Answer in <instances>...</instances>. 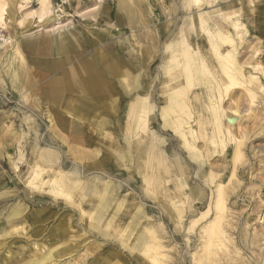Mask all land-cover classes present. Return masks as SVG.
<instances>
[{"label": "rangeland", "instance_id": "rangeland-1", "mask_svg": "<svg viewBox=\"0 0 264 264\" xmlns=\"http://www.w3.org/2000/svg\"><path fill=\"white\" fill-rule=\"evenodd\" d=\"M46 1L55 18V22L48 25L41 24L44 18L38 16L41 10L38 0H0L6 7L12 3L14 10L12 16L4 15L0 22V264H264V74L253 69L247 73L244 84L247 90L254 91L253 98L243 85L236 86L232 95L227 92L226 98L224 96L220 109L227 114L222 113V125L229 126L234 139L227 141L224 148L214 149L210 144L215 151L206 158L202 170L197 169V162L180 147L177 134L163 126L157 108L159 100L174 85L163 69L167 63V58L163 57L167 55L165 44L169 37H185L186 34L190 42L201 37L206 39L205 26L200 27L203 31L195 28L198 33L194 32L192 19L203 14L213 29L217 17L224 15L217 20L220 22L234 20L232 15L227 18V8L233 4L240 7L244 0H222L211 6L190 8H184L182 0H136L143 23L133 28L120 17L124 10L121 0ZM254 1L253 12L245 11L237 25L230 26L233 31L237 29L235 32L246 30L243 37L234 36L242 40L237 54L238 62L245 67L257 61L256 50L260 40L264 41V0ZM195 24L201 26L199 21ZM54 31L68 37L61 42L63 50L58 56L48 54L52 46L47 49L42 41ZM143 31H148L155 46L163 52L148 56V65L136 69L142 42L135 41L133 34ZM34 38L35 48L32 47L36 42ZM206 40L210 44L209 39ZM38 45L41 49H37ZM99 55L122 56L117 62L122 72L106 78L105 86L112 89H105L97 96L77 88L57 91L59 94L55 95L52 87L58 83L60 73L85 63L95 74L102 69L93 64ZM48 57L60 58L61 63L49 66ZM259 57L264 67V47ZM180 78L182 87L186 83L182 76ZM82 84L85 86L87 82ZM188 88L192 101H195L194 95L199 97L194 106L195 117L198 114L210 116L203 81L198 80L195 86ZM139 92L147 95L155 107L149 124L152 129L141 136L161 147L170 157L181 159L188 174L179 192L184 198L187 193L196 195L191 209H185V204L179 202L178 205L167 202L162 207L159 195L144 194L141 177L136 174L127 148L128 142H136L140 134L120 129L125 102ZM79 95H86L90 100L84 106L85 116H97H90V122L67 114L81 108L79 102L73 101L81 100ZM233 116L235 121L231 126L225 121ZM60 118L66 122H61ZM84 121L89 128L85 136L71 127ZM191 122L196 127V123ZM102 127L106 131H100ZM90 134L97 138L96 142L89 141ZM104 136L112 138L113 142ZM197 142L201 157H205L204 140L198 138ZM236 143L240 156L234 162ZM49 151L50 158L45 157L43 154ZM37 165L42 168L44 180L53 173H67L76 178L74 168L80 169L78 179L83 183L89 180L103 188L106 180L112 186L109 196L113 200L103 210L95 195L93 204L87 201L92 199L91 193L76 198V191L58 195L53 189L56 185L31 184V171ZM206 171L211 176L216 175L214 180L224 177L226 184L222 223L215 229L209 228L215 218V198L211 196L215 184L206 185L201 176ZM97 176L101 180L96 179ZM167 186L173 188L172 183ZM124 199L127 202L115 204ZM175 206L184 209L180 217ZM125 207H131L130 214L125 212ZM207 209L209 211L205 212ZM118 220L122 229L115 231ZM125 223L129 229H125ZM145 227L159 235L160 251L152 248L145 251L135 245Z\"/></svg>", "mask_w": 264, "mask_h": 264}, {"label": "bare ground", "instance_id": "bare-ground-1", "mask_svg": "<svg viewBox=\"0 0 264 264\" xmlns=\"http://www.w3.org/2000/svg\"><path fill=\"white\" fill-rule=\"evenodd\" d=\"M38 1L41 4V10L39 11L40 15L38 16H40L39 18H42V19L44 18V21H42L41 24L42 25L51 24V22H53L55 18L53 15H51V10L47 7V4L45 3L47 1L46 0H38ZM219 1L221 0H182V6L184 8H190L193 5H195L196 7H204L206 5L211 6L213 5V3H218ZM119 2L122 5L121 8L124 9L120 17L123 18L124 21L131 28L135 27V25L137 24L143 23L141 14L139 10L137 9L138 7L136 8L135 6L136 0H121ZM253 2L254 0H247L246 3H242V6L240 5V7L236 4L228 7L227 11L229 12L227 13V18H230V16L232 15V16H235L234 20L233 19L230 21L224 20V22H220L217 20H219L220 17L223 18L224 15L220 16L219 19L217 17V20L215 21V23L211 21L214 25L213 29L211 28L212 24H210L211 26H209V23L207 22V17H205L203 14L196 15V17L192 19L194 29L195 28L200 29V27L205 26V33L207 36L206 39H209V42H210V44L208 43L209 45L207 44L208 40H206L204 37L203 38L201 37V39L196 38L190 42L189 37L186 34H185V37L183 35L181 36L176 35L171 38L169 37L168 42L165 44V50L167 52V55L166 57H163V58H167V63H165L163 69L165 73L169 74L168 79L169 81H173L174 85H171V86L167 85V86H170L171 89L170 91L167 89L168 91H167L166 96L165 97L163 96L159 100L160 103H159V106H157V108L159 107L158 114L161 118L163 126L170 127L172 131L175 134H177V136L179 137V140L181 141V145H182L180 147H182L187 152L190 158L194 159L197 162L196 167L198 170H202L204 168L205 163L207 162L206 158H208L209 155H211L215 151V150H211V148L209 147L210 144L214 145L213 146L214 149H217L219 146L224 148L227 146V141H230V139L233 138L230 133L229 126H226L225 124H224L225 126L222 125V122H223L222 117H223V114L226 112L223 113V111L220 109V104L222 103V100L224 96L226 95V93L229 92L232 95L237 90L236 86L243 85L246 91H248L247 93H249L250 96L253 98L255 94L253 93L254 91L253 92L250 91L249 88L247 90L246 88L247 85L244 84L246 83L245 80L247 77V73L248 71L253 69V70H258L256 72L260 71L261 75L264 74V67L262 66V63L259 59L260 53L264 47V41L260 40L259 48L256 50L257 61L256 60L255 62L248 61L249 63L248 65L246 64L247 67H245L244 64L238 62V54H237L238 48L242 47L241 45H243L242 40L241 39H240L241 41L238 40L239 38L234 39L235 38L234 36L237 34L243 37L246 33V30H240V31L235 32L237 29L234 31L230 29V26L235 27L237 25V21L244 17L245 11L254 10V7L251 6ZM45 4H46V7L44 6ZM11 5L13 4L10 3L9 7H6L5 3L0 2V22L4 18V15L12 16L14 10H13V7H11ZM220 15H222V12ZM118 21L120 20L118 19ZM198 21L201 22V26L200 25L198 26L197 24H195V23H198ZM27 24L30 25V22H28ZM202 28L200 30L203 31ZM194 32L198 33V30L195 29ZM52 33L53 35H55L52 39L53 42L55 43V46L54 44H52L55 50L57 43H58V37H61L62 33H59V31L57 32L54 31ZM189 36H192V35L189 34ZM133 37L135 41L142 42V44L140 45L138 49L139 52L138 53L136 52L138 54V57H137L138 65L137 64L135 65L136 69L141 68V67L143 68L144 66L146 67L148 65V61H147L148 56H155V53L163 52L162 50H158V47L155 46V43H154L155 40L152 37H149L148 31L146 32L143 31L142 34H138V35L133 34ZM120 59H122V56L116 57L115 61H119ZM252 59H250V61ZM101 61H102V64H101L102 69L99 72H101L102 70H106L109 73L113 71V69L116 68L115 61L114 63H112V59L109 60L107 57H105V58H102ZM76 69L77 67L73 69L72 71H76ZM181 76L183 77L186 83L182 87H180V83H179V78ZM81 79H82V76L79 75L78 73L75 74L74 78H71L74 84L79 83ZM198 80L199 82L203 81V84L206 86L208 99H209V102L208 101H207L208 103L206 102L207 104L206 106H207V109H210V114H211L210 116L208 115V117H206L205 115L200 116L199 114L195 117L194 115L195 113L194 106L196 105V101H198L199 97L194 95L192 98H195V101H192L191 93H189L190 91L188 87L195 86ZM95 81H97L96 85L92 86ZM91 82H92L91 86L88 87V85L87 86L81 85L79 88L89 91V94L90 95L93 94L94 96L99 94L101 91H105V89L109 90V88L105 86L106 82L104 81L102 83L101 73L96 75V77L92 79ZM247 83H250V82H247ZM253 88L254 87H252V89ZM54 90H56L55 95H57L60 92H62L64 88L60 86ZM57 91H59V93ZM154 108H155L154 105L148 100V96L141 92L131 97L126 102V105L123 109V117L121 119L120 129L121 131H124V132L129 131V132H135L138 135L140 134V136L135 139L136 142L133 143V140H132L131 142L129 141L127 144V148L130 151L128 154L129 158L132 161L136 174H138L141 177V181L143 183L144 194L146 193V195H151V196H156V197H158L159 195V199H160L162 207H164V204H168L167 202L169 203L171 202L172 204L177 203V205L179 202L181 204L182 203L185 204L186 206L185 209H191V201L196 198V195H194L193 193H187L185 195L186 198H184V195L183 194L180 195V192H179V189L182 186H184L183 180L186 178V175L188 174L186 173L185 166L181 162V159H179V157L177 156L170 157L169 155L165 153L166 151L164 152V150L161 147L154 145L153 142L151 143L148 142L146 138L144 140L143 139L144 137L141 136V134H146L152 129L151 125L149 124L153 120V117H154L153 116L154 114H152ZM191 121L196 123V127L192 125ZM234 121L235 119L233 116V119H227V121L225 122H228V124L231 125L232 123H234ZM77 129H79V127H77ZM100 131L104 132L106 130L103 128V129H100ZM93 138L94 137L90 134L89 141L93 140L94 142H96L95 139L97 138H94V139ZM103 138L106 140H110L109 141L110 143L113 142L112 138H108L105 136ZM198 138H201L204 140V143H205L204 146L206 149L205 157L204 156L201 157L200 150L196 147V142ZM143 140L146 142H144ZM237 145L238 144L236 143V146L234 148V157H233L234 162H236L240 156V153H239L240 147L239 145L238 146ZM220 151L222 152V150ZM118 154L119 156H122L120 152H118ZM43 155L45 157L47 156L48 158H50L51 152L50 151L49 153L46 152ZM124 155H127V152L123 153V156ZM130 160H129V163H130ZM62 165L64 166V163H62ZM73 172L77 174L76 178L73 176H69L67 173L65 174L53 173L50 175L48 174L49 176L47 177L46 180H44L43 179L44 176L42 177L41 175L42 168L39 165H37L35 169L33 168L31 171V180L34 182L30 180L31 181L30 183L39 184V185H41V183L49 184V185L51 184L56 185L57 186L56 188H53V187L52 188L57 190L58 195L59 193L68 195L70 192L73 191L74 193V191H76L75 192L76 198H77V195L81 197V196H85L91 193L90 197L92 199L87 200V201L90 204H93V201L95 200L94 197L96 196L99 198V204L101 206V209L103 210L107 209L109 203L113 200L112 197L109 196V193L112 190V186H109V182H107L106 180L103 181V183L105 184L104 187L99 188V186L92 184L91 181L89 180H86L85 183H83L81 179H78V177L81 176V171L79 168H74ZM210 174L211 173H208V171H206L204 173H201V176L203 177L206 185L208 184L210 186L211 183L215 184V189L211 190V196L213 195V198H215V203L213 206L215 218L213 222L211 221L212 223L209 227V228L215 229V228H219V226H221L220 224L222 223L221 222L222 214H223L222 211L225 207L224 194L226 192V184L223 181L224 177L218 180H214L216 179L215 178L216 175L212 174L213 176H211ZM96 179L101 180V178L98 176ZM168 183H172L173 188H170L169 186H167ZM197 194L199 196L198 192ZM207 196H208V193H207ZM123 201H126V200L124 199V200H121L120 202L118 200L119 203L116 202L115 204L119 206V204H121ZM130 208L131 207H127L125 209V212L127 214L131 213ZM208 209L207 211L206 210L204 211L208 212L210 210ZM182 211H184V209L176 208L175 206V212H177L176 214L179 217ZM176 214L175 216H177ZM204 214L206 216V213ZM126 224L127 223L124 224L125 229L128 228V225ZM120 225L121 223H119V220H118L117 223L115 224L117 229L114 228V230L115 231L118 230L119 227H121L122 229V226ZM158 232H160V230ZM153 234L154 233L151 231L149 227H145L138 234L135 245L142 247V249H145V251H149L151 248L154 250L160 251V249L162 248V242L160 241L158 234H154V235ZM153 242L154 244L151 245Z\"/></svg>", "mask_w": 264, "mask_h": 264}, {"label": "crops", "instance_id": "crops-1", "mask_svg": "<svg viewBox=\"0 0 264 264\" xmlns=\"http://www.w3.org/2000/svg\"><path fill=\"white\" fill-rule=\"evenodd\" d=\"M222 1V0H221ZM246 1L247 0H244V1H242V2H244V3H246ZM220 2V1H219ZM233 5H235V4H233ZM233 5H231V6H233ZM252 7H254L255 8V1L253 2V4L251 5ZM55 35H53V34H50L48 37H46V38H44L42 41H43V43L46 45V47L47 46H52L49 50H48V54H51L52 56L54 55V54H56V56H58V53H59V51H62L63 50V48H62V46L63 45H61V42L63 43L68 37H66V35L65 34H62V36L61 37H58V43H57V46H56V49L54 50V47H53V45L52 44H54V46H55V43L53 42V37H54ZM33 40H35V38L33 39ZM44 40H49V42L48 43H46ZM36 41V40H35ZM27 42V41H26ZM25 44V43H24ZM37 45V41L36 42H34V45L32 46V47H34L35 48V46ZM29 46V45H28ZM26 47V46H24V48L26 49V48H29V47ZM31 47V48H32ZM40 46L38 45V47H37V49L39 48ZM30 49V48H29ZM39 49H41V48H39ZM47 49H48V47H47ZM105 57H107L109 60L110 59H112V62L114 63V61H115V59H116V57H118V56H116L115 58L114 57H112V58H110V57H108V56H103V57H101L100 55H99V58H105ZM96 59L94 62H93V64L95 65V66H100V67H102V61H101V59ZM47 59V58H46ZM48 61H50V65L49 66H51V65H53L54 67L56 66V65H58L59 63H61V59L59 58V59H56L55 60V58H53L52 59V57L51 58H49L48 57ZM117 62L118 61H115V66H116V68L115 69H113V71H111V72H107L106 70H102L101 72H99V71H97V72H95V74H93L92 73V71H90V70H88L87 68H86V66H85V63L84 64H77V65H74V67H71V68H69L68 70H65V71H63L62 73H60V78H58L59 79V81H58V83H56V85H54V87H52V90H54V89H56L57 87H62V88H64V92H68V91H75L76 90V88L77 89H80L79 87L81 86V85H83L82 83L84 82V81H86L87 82V85H88V87L89 86H91V84H92V79H94L95 77H96V75H98V74H100L101 73V76H102V83L105 81V82H107L108 80H106V78H109L111 75H114V74H116V73H120V71L122 72V70L119 68V67H117L118 65H117ZM77 67V69H76V71H72L73 69H75ZM76 73H78L79 75H81L82 76V79H81V81L79 82V83H76V84H74L73 83V81L71 80V78H74V76H75V74ZM83 74V75H82ZM57 82V81H56ZM96 83H97V81H95L94 82V84L92 85V86H94V85H96ZM81 84V85H80ZM87 85H85V86H87ZM111 86H109V87H107V88H109V89H112V87L110 88ZM93 95V94H92ZM97 95H99V94H97ZM96 95V96H97ZM85 96V97H84ZM94 96V95H93ZM79 98H82L81 100H73V101H76V102H79V106L81 107V108H79V109H73V110H71V111H69L67 114H69V115H71V116H74V117H76V118H78V119H80V120H85V121H89V118H91L90 116H92V117H97V116H95V115H93V114H88L87 116H85V113L83 112L84 111V106H85V104L88 102V101H90V100H87L89 97H87L86 95H82V96H78ZM77 97V98H78ZM72 101V102H73ZM128 101V100H127ZM126 103V102H125ZM88 106V105H87ZM60 120H61V122H63V123H65L66 122V119H62V118H60ZM85 121L82 123V124H79V125H72L71 127L72 128H76L77 129V127H79V129H77V130H79L80 132H82L83 134H84V136L86 135V133H88V130H89V128L87 127V124L85 123ZM90 122V121H89ZM88 122V123H89ZM120 123V122H119ZM94 138H96L95 136H93ZM84 140V139H83Z\"/></svg>", "mask_w": 264, "mask_h": 264}]
</instances>
